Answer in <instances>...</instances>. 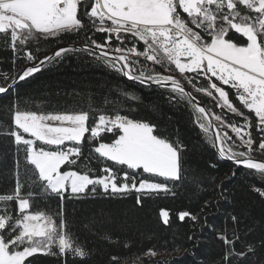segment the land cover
Returning <instances> with one entry per match:
<instances>
[{"label":"snow or ice","instance_id":"1","mask_svg":"<svg viewBox=\"0 0 264 264\" xmlns=\"http://www.w3.org/2000/svg\"><path fill=\"white\" fill-rule=\"evenodd\" d=\"M95 33L106 35L98 41ZM53 41L57 47L41 58L38 46ZM0 44L13 54L12 71L0 72V94H15L0 120V134L16 148L14 187L0 194V264H32L29 258L37 254L62 258L64 264L69 256L81 261L91 256L74 238L62 209L54 215L31 210L35 196L55 195L62 202L97 194L99 188L109 196L135 192L139 206L153 194L175 196L174 187L190 173L187 146L179 137L122 115V105L111 102V114L92 110L99 114L91 125L89 111L30 109L16 93L18 83L69 55L85 54L183 105L207 144L247 170L250 191L264 200V0H0ZM17 60L30 66L17 73ZM121 93L127 101L140 99ZM86 134L90 146L96 143L81 161ZM104 134H111L109 142ZM92 159L104 165L99 175L89 174L96 171L88 163ZM78 161L86 171L72 170L80 167ZM145 173L149 178L139 179ZM210 206L205 201L201 211ZM177 216L193 224L202 220L187 210ZM159 217L164 225L171 223L168 209L161 208ZM230 219L239 222L235 215ZM188 239L195 243L194 236ZM217 239L225 246L220 264H264V239L242 241L236 228ZM156 254L151 248L145 253ZM110 260L127 264L117 256Z\"/></svg>","mask_w":264,"mask_h":264},{"label":"trees","instance_id":"2","mask_svg":"<svg viewBox=\"0 0 264 264\" xmlns=\"http://www.w3.org/2000/svg\"><path fill=\"white\" fill-rule=\"evenodd\" d=\"M105 35L95 33L93 38L102 41ZM38 47L42 58L57 45L53 41ZM12 56V52L0 44V72L12 71ZM28 65L30 62L17 60L15 71L19 73ZM121 90L132 92L140 99L127 101ZM16 93L29 102L28 107L32 110L38 106L46 112L66 109L89 111L90 125L94 115L99 114L92 110L111 114V102H114L122 105V115L155 123L165 134L173 139L178 136L187 146L185 168L190 173L183 183L174 187L175 196L153 194L144 197L139 206L135 192L109 196L99 188L97 194L78 198L71 196L62 202L55 195L35 196L31 210L54 215L62 209L74 238L91 251V256L85 261L67 257V264H112V256L127 264H220L225 246L217 239L218 234L226 231L231 236L233 228H236L242 241L264 239V200L250 191L252 181L245 175L247 170L238 169L233 162L219 157L192 123L189 111L183 105L170 103L162 90L128 80L85 54H74L19 82ZM14 95L12 92L0 95V120L6 119L5 109ZM105 100L110 103H105ZM87 135L81 161L86 160L90 148L96 143L94 141L90 146ZM229 135L234 136L230 131ZM110 138L111 134L102 137L104 142H109ZM15 160L16 148L12 139L0 134V194L10 192L14 187ZM81 161H78L80 167L73 166L72 170L86 171ZM88 163L96 169L89 174L99 175V168L104 165L95 159ZM107 163L111 165V162ZM211 164H216V167H210ZM233 171L237 172L236 176L231 175ZM149 176L145 173L139 179ZM21 178H24L22 160ZM151 181L163 182V178L151 177ZM27 190L26 187L22 194ZM205 201H209L211 206L201 211ZM11 206L15 207L14 204ZM161 208L170 211L169 225H164L159 217ZM185 210L199 215L202 220L195 224L187 218L179 221L177 213ZM232 215L238 217V224H233ZM203 218H206V224ZM105 234L111 239H104ZM189 236L195 237V243L188 239ZM240 247L241 244L237 243V249ZM150 248L156 251V255L163 256L145 255ZM29 259L32 264H64L62 258L51 255L37 254Z\"/></svg>","mask_w":264,"mask_h":264},{"label":"rangeland","instance_id":"3","mask_svg":"<svg viewBox=\"0 0 264 264\" xmlns=\"http://www.w3.org/2000/svg\"><path fill=\"white\" fill-rule=\"evenodd\" d=\"M183 82V81H182ZM151 182H156V181H151ZM156 257H162L163 255H155Z\"/></svg>","mask_w":264,"mask_h":264},{"label":"water","instance_id":"4","mask_svg":"<svg viewBox=\"0 0 264 264\" xmlns=\"http://www.w3.org/2000/svg\"><path fill=\"white\" fill-rule=\"evenodd\" d=\"M28 66H30V65H28ZM27 67V66H26ZM1 95V94H0ZM232 162V161H231Z\"/></svg>","mask_w":264,"mask_h":264}]
</instances>
